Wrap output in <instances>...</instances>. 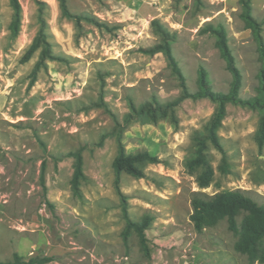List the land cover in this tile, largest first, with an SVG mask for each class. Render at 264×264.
<instances>
[{
	"label": "rangeland",
	"instance_id": "1",
	"mask_svg": "<svg viewBox=\"0 0 264 264\" xmlns=\"http://www.w3.org/2000/svg\"><path fill=\"white\" fill-rule=\"evenodd\" d=\"M246 1L264 44V0H66L77 18L63 15L58 0H18L16 32L11 2L0 0V261L17 254L21 264L44 257L42 264H259L234 249L226 219L201 231L190 220L193 192L240 189L264 205L259 111L226 105L222 151L207 143L214 174L199 188L185 161L216 104L181 98L164 53L145 51L161 41L159 26L189 93L200 66L213 91L227 92L232 75L209 30L221 26L239 97L250 98L262 60L242 18ZM39 32L50 56L40 59L41 45L25 58ZM153 100L176 104L154 121H124L131 106ZM116 123L127 152L156 157L143 177L115 173ZM76 150L82 175L74 188ZM126 218L147 219V254L134 230L124 235Z\"/></svg>",
	"mask_w": 264,
	"mask_h": 264
},
{
	"label": "trees",
	"instance_id": "2",
	"mask_svg": "<svg viewBox=\"0 0 264 264\" xmlns=\"http://www.w3.org/2000/svg\"><path fill=\"white\" fill-rule=\"evenodd\" d=\"M61 13L68 17H79L72 15L68 9L66 0H58ZM14 10V20L11 23V29L16 32L20 20V4L18 0H10ZM242 18L257 42L262 66L258 73V85L256 87V95L241 99L239 97L240 73L234 64V58L227 44L226 32L223 27H209V30L215 35V44L220 55L226 62L228 70L231 72L232 80L227 92H215L211 89L206 70L200 66L197 76V90L194 93L187 91L184 77L177 67L174 57L171 52L169 40L165 37L166 31L157 26L158 32L161 34V41L147 49L146 52L155 53L161 51L164 53L168 63L179 80L181 87V98L183 97H207L215 102V109L205 124L202 132H195L193 140L195 142L194 151L190 158L186 159L185 165L197 170L196 182L199 188L206 187L210 184L214 169L210 164L206 149L207 143H211L217 150L222 151L218 128L221 125V120L226 113V105L240 104L256 109L260 113L258 127L255 132V138L259 146L264 143V44L259 33L257 21L251 16L249 11V3L246 1L243 4ZM39 32L29 45L25 52V58H28L38 47L42 45L40 59L49 55L47 42ZM176 101L160 103L156 100L153 102H144L137 108L131 106V111L125 114L124 121L128 122L133 118H138L141 121H154L157 118L166 117L171 113ZM115 130L116 154L112 161V167L116 174L126 172L134 177H143V166L147 162L156 161V157L150 155L146 151L127 152L120 139V124L116 123ZM74 157V174L72 185L77 187L78 179L82 175V156L80 150L70 153ZM226 170V164L220 166ZM192 213L190 220L196 231H201L204 227H211L217 224L220 220L226 219L228 228L237 235L234 243V249L240 253L246 254L251 262L264 264V205L258 204L252 198L247 196L240 189L224 190L216 192L212 195H206L200 192H193L191 196ZM148 221L145 219L141 222H133L126 218V228L124 235L127 236L129 230H134L141 244V248L147 254L148 248L146 245V237L144 229ZM49 260L44 257L41 259H31V264H42ZM20 256L14 254L11 261H0V264H21Z\"/></svg>",
	"mask_w": 264,
	"mask_h": 264
}]
</instances>
